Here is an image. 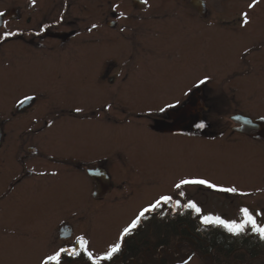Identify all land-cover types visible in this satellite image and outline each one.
<instances>
[{
	"label": "flooded vegetation",
	"instance_id": "af4514ba",
	"mask_svg": "<svg viewBox=\"0 0 264 264\" xmlns=\"http://www.w3.org/2000/svg\"><path fill=\"white\" fill-rule=\"evenodd\" d=\"M251 2L0 0V33L5 22L21 33L0 44L4 218L21 216L27 225L52 217L54 206L68 208L78 220L63 218L56 247L83 234L102 252L94 238L117 239L162 194L145 200L149 182L194 160L255 171L254 186L245 190L264 200V0L248 10ZM241 11L250 12L246 31ZM92 24L97 28L89 31ZM205 75L208 83L184 97ZM26 96L35 99L20 105ZM176 98L187 101L183 112L158 114ZM51 115L59 118L53 123ZM196 118L209 126L196 128ZM98 169L103 177L92 174ZM207 190L188 186L187 198ZM42 192L47 199L36 200ZM131 208L118 231L113 221ZM149 221L150 214L144 230ZM149 244L148 234L126 237L111 264H150Z\"/></svg>",
	"mask_w": 264,
	"mask_h": 264
},
{
	"label": "snow or ice",
	"instance_id": "6c2138e0",
	"mask_svg": "<svg viewBox=\"0 0 264 264\" xmlns=\"http://www.w3.org/2000/svg\"><path fill=\"white\" fill-rule=\"evenodd\" d=\"M36 0H31V3L35 5ZM144 4H147V0H142ZM260 0H252L247 4V9L252 10L258 4ZM118 5L113 6V10ZM5 15L0 11V17ZM123 16V13H120ZM239 27L241 30L246 31L251 26L250 12H240ZM63 19V17H61ZM4 31L0 33V44L9 40L12 37L21 35L19 30L12 31L7 28V23L4 24ZM97 28V24H92L89 31ZM42 30H46L42 26ZM123 31V29H121ZM253 51L252 48H248L242 55H248ZM211 79L210 76L205 75L203 78L195 79L183 92L184 97L191 98L195 94V90L199 89L202 85H206ZM35 97L26 96L23 100L19 101L20 105H24L33 101ZM187 101L182 102L181 99L176 98L172 102H165L157 110L158 114H169V110H172V114L181 113L185 110ZM107 109H111L112 105L108 104ZM76 112H82L83 108H75ZM149 116L153 113L149 112ZM59 117L57 115H51L50 121L55 122ZM264 119V117H261ZM250 122V121H249ZM51 126V124H49ZM194 126L199 129H205L209 126V122L204 118H196L194 120ZM57 173L53 172L50 175L55 176ZM96 176L103 177L104 173L101 169L92 173ZM41 176L46 175L40 173ZM188 186H203L204 188L211 189L218 193H227L232 195L247 196L250 193L241 192L235 185L224 186L223 184L216 183L211 179L202 175H188L183 176L176 180L173 184V193L162 194L154 202L142 207L135 217L119 232L118 238L107 245L106 249L102 252H97L91 243L90 238L86 235H77L73 241L53 248L48 253L44 254L39 264H111L114 258L121 253L122 246L125 238L135 234V231L142 225V222L148 218L149 214L153 212H159L164 206L171 207L173 212H179L183 214L188 212L191 215L199 217L200 224L204 226L218 227L224 229L226 232L233 236H240L251 232L258 236V238L264 241V210L257 211L256 209H250L249 206H241L238 209L236 218H225L220 215H214L211 213H205L203 207L195 199L187 198ZM183 210V211H181ZM163 215V212H160ZM192 259L189 256L186 260H182L181 264H189Z\"/></svg>",
	"mask_w": 264,
	"mask_h": 264
},
{
	"label": "rangeland",
	"instance_id": "374dc122",
	"mask_svg": "<svg viewBox=\"0 0 264 264\" xmlns=\"http://www.w3.org/2000/svg\"><path fill=\"white\" fill-rule=\"evenodd\" d=\"M237 159L232 160L237 161L239 165V160ZM173 168L174 170L171 171H169L170 169L168 168L162 170V178L157 179V181L152 179L149 182V188H146L149 190V196L145 198V200L150 198L154 199L155 197L153 196L155 194V196H157L160 193H173V184L180 176L198 174L205 175L216 183L230 186L235 185L239 191L250 193V195L247 196H239L218 193L208 189L204 194H197V196L194 197V199L203 206L205 213H209L210 211L213 212L212 214L214 215H220L225 218H236L238 209L241 206H249L250 209L256 210L258 208L257 211H259L261 207L264 208V200H261L258 196L256 197L253 194V188L245 190V187L254 186L253 182L257 174L255 171L247 170L244 172L233 167L231 164L218 169L202 160L190 162L182 161L180 165L178 164ZM35 199L38 201L46 200L47 195L45 192H42L38 195V198L35 197ZM52 210H54V213H52V217L49 219L45 221L38 220V222L33 221V223H28L27 225L23 220L19 221L21 216H16L15 220H11L9 218L10 216L5 215L4 218V213H0L3 217V221L2 219L0 220V264H38L44 254L48 253L59 244V241L53 237V234L59 227V223H61L63 218L72 216V218L78 220V217H75L73 211L68 208L61 209L59 206H54ZM131 211H133L132 208L128 215L125 214L115 219L112 226L119 231L120 225L122 224L121 226H123L128 222ZM20 213L24 215V211H20ZM115 240V236L103 240L94 238L95 246L99 250L106 248L109 243ZM205 262V258L195 255L189 261V264H206Z\"/></svg>",
	"mask_w": 264,
	"mask_h": 264
},
{
	"label": "trees",
	"instance_id": "16d2710c",
	"mask_svg": "<svg viewBox=\"0 0 264 264\" xmlns=\"http://www.w3.org/2000/svg\"><path fill=\"white\" fill-rule=\"evenodd\" d=\"M162 212V216L150 214L147 230L140 226L135 231L144 237L148 234V263L181 264L198 255L206 264H264V241L257 235L233 236L222 228L200 224L188 212H173L170 205Z\"/></svg>",
	"mask_w": 264,
	"mask_h": 264
},
{
	"label": "water",
	"instance_id": "95a60500",
	"mask_svg": "<svg viewBox=\"0 0 264 264\" xmlns=\"http://www.w3.org/2000/svg\"><path fill=\"white\" fill-rule=\"evenodd\" d=\"M253 122H254V120H253ZM254 129V128H253Z\"/></svg>",
	"mask_w": 264,
	"mask_h": 264
}]
</instances>
